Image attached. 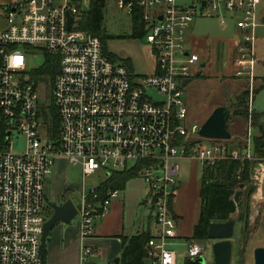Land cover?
Instances as JSON below:
<instances>
[{
    "label": "built area",
    "instance_id": "obj_1",
    "mask_svg": "<svg viewBox=\"0 0 264 264\" xmlns=\"http://www.w3.org/2000/svg\"><path fill=\"white\" fill-rule=\"evenodd\" d=\"M94 0H13L5 7L7 27L0 29V119L10 135L0 149V264H43L41 236L47 220L44 184L55 160L79 165L82 179L104 177L73 203L82 237L89 236L97 217L108 213L121 191L99 188L115 172L135 171L147 193L145 205L155 232L145 245L143 264H176L167 241L176 238L171 203L179 186L180 159L202 166L217 161H255L252 144V82L257 11L261 0H106L132 20L149 44L154 71L136 75L112 63L98 37L78 28ZM73 22L67 28V17ZM215 18L222 28L234 24V76L251 85L243 148L228 150L225 140L204 143L198 124L185 125V82L200 74L201 56L189 44L187 31L195 19ZM57 58L51 86L58 117V137L46 114L26 58ZM152 92L160 95L152 97ZM51 128L41 138V128ZM17 130L25 148L11 150ZM220 141L221 143H217ZM258 191L264 182V161L254 166ZM257 195V194H256ZM255 195V197H256ZM254 197V198H255ZM199 242H185L189 261L203 253ZM90 250H82L85 259Z\"/></svg>",
    "mask_w": 264,
    "mask_h": 264
},
{
    "label": "rangeland",
    "instance_id": "obj_2",
    "mask_svg": "<svg viewBox=\"0 0 264 264\" xmlns=\"http://www.w3.org/2000/svg\"><path fill=\"white\" fill-rule=\"evenodd\" d=\"M12 3L13 0H0V29L7 27L4 8L10 7ZM257 16L261 25L255 32V56L257 62L254 67V78L251 84L253 92L252 116L255 112L259 114L264 112V87L254 94V91L261 85V80L264 79V0L260 2ZM103 28L107 35L114 37L106 42L107 51L119 59H128L135 74L148 75L152 73L149 69L153 60L149 44L143 38H130V34L133 31L131 19L113 1L106 2ZM233 28L234 24L231 21L228 22V28L220 27L215 18L195 19L190 24V28L187 31L188 42L190 44L191 42H198L201 37H205V46L209 51V58H204L205 55L201 56V61L206 62V66L200 69L201 74L192 79L184 90V102L187 108L186 126L198 124L201 127L215 108L224 107L230 111L227 121V129L230 135H235L238 132L243 135L246 132V120L243 115H234L235 107L233 105L237 96L244 89H247L248 93H250L251 85L248 79L234 76L236 34L232 32ZM43 63L42 55L28 56L26 58L27 72L30 73L39 69ZM51 93V87L45 85V83L40 86L39 95L43 104L48 105L51 100ZM151 95L155 99L160 98V95L156 92H152ZM248 113L249 110L247 111ZM50 128V121L44 123L41 128V138L43 140L45 139L46 131ZM256 135V130H252V138ZM202 139L207 144L213 142L209 141L211 139ZM10 141L12 151L20 153L24 150L25 139L17 130L12 131ZM241 141L243 142L244 139ZM217 143L221 142L218 141ZM258 161L261 160L257 158L254 166L257 165ZM177 162L180 172V186L172 201V209L176 215L183 217L177 228L178 233L187 236L190 234L191 236L192 222L197 223L200 214L198 189L202 164L197 159L178 160ZM253 173L250 181L245 183V187L239 189L243 193L242 205L231 215V219L236 221L231 239V264H239L240 259H242V264H253L255 247H264V182L258 191L259 187L253 178ZM46 178L44 188L46 209L49 208V204L63 203L66 199L76 203L83 182L87 193L90 188L98 186L104 180V177L99 178L93 175L82 179L79 165L72 166L67 160L59 158L55 160L54 166ZM145 188L142 179L133 177L127 182L125 191H121L119 197L125 199L126 206L133 210H130L131 212H135V217L138 218L137 222L147 225L150 221V227L154 230L155 227L153 220L149 217V210L146 208L147 206H142L146 194ZM245 207L247 208L246 212H244ZM51 215L52 210L50 209V213H47V219ZM77 223L78 219L75 217L67 224L58 223L51 231H57V234H60L61 228L77 226ZM48 238L50 239V235ZM199 243L204 248L203 253L194 262L201 264L198 260L202 258L206 264H212L210 245L206 244L205 241ZM166 247L176 253V264H186L188 259L185 256V241L183 239L178 241L168 240Z\"/></svg>",
    "mask_w": 264,
    "mask_h": 264
},
{
    "label": "trees",
    "instance_id": "obj_3",
    "mask_svg": "<svg viewBox=\"0 0 264 264\" xmlns=\"http://www.w3.org/2000/svg\"><path fill=\"white\" fill-rule=\"evenodd\" d=\"M105 6L106 0H94L90 5L88 13L79 21L78 28L99 38L103 53L112 63L122 64L130 72H133L132 65L128 59H119L106 49V42L114 37L107 35L103 28ZM132 29L133 31L130 34V38H142L143 32L138 29L136 20H132ZM43 59V65L32 73L31 79L35 84L45 83V85L51 87L58 71V61L57 58L46 53L43 55ZM194 78L186 81L185 85L187 86ZM258 91L259 89L255 90L254 94ZM248 99V90L244 89L241 94L237 96L236 102L233 105V107H235L234 115H243L244 119L247 120ZM46 107V114L52 121L55 137L57 138L58 117L56 109L52 105V99ZM252 125L257 132V135L253 136L252 139L253 154L259 160L264 161V113L259 114L255 112L252 116ZM6 136V124L4 120L0 119V149L4 147ZM225 145L228 150H241L244 142L230 139L225 142ZM254 165L255 161L239 162L224 160L217 161L209 166H202L198 194L200 200V214L197 223L193 227L192 235L189 240L207 242V229L210 223H222L231 219V215L242 205L243 193L239 189L245 187V183L250 181ZM133 177H137L135 171L115 172L100 185L99 191L101 195L107 189L123 191L126 183ZM246 210L247 208L245 207L244 212H246ZM47 211L50 213V208H48ZM151 236V232L147 230L131 237H122L120 239L122 252L119 258V264H143L145 258V245ZM42 258L43 264H45V246L44 249H42ZM186 264L198 263L188 260Z\"/></svg>",
    "mask_w": 264,
    "mask_h": 264
},
{
    "label": "crops",
    "instance_id": "obj_4",
    "mask_svg": "<svg viewBox=\"0 0 264 264\" xmlns=\"http://www.w3.org/2000/svg\"><path fill=\"white\" fill-rule=\"evenodd\" d=\"M258 22L261 25V22L259 20ZM263 24H264V19H263ZM232 32H235V28L232 29ZM204 39L205 37H201V39H199L198 42H191V44L189 43V45H191L192 48H195L200 54V56L205 55L204 58L207 59L209 58V51L205 46L206 43ZM203 64L205 67L206 62H201L200 64L201 68H202L201 65ZM154 65L155 64L153 59L152 65L149 67L151 72L154 71ZM261 81H262L260 82L261 85L258 87L259 91L264 87V79ZM252 130L254 131V127L252 128ZM244 135L245 133L241 135L240 132H238L235 135L233 134L230 139L234 141H241L242 139H245ZM59 159L66 160L65 158H59ZM180 160H189V159H180ZM179 177L178 180L180 181ZM179 186H180V182H179ZM125 188L123 192L125 191ZM144 190L147 193L146 188ZM198 194H199V189H198ZM145 198H146V194L144 197V201L142 203V206L146 207ZM198 199H199V195H198ZM171 208H172V203H171ZM130 210L133 211L132 208H128V206H126V201L124 198L119 197L113 200L109 207L108 213L105 214L104 216L95 218L93 231L87 237H82L79 222L77 223V226L75 225V226L63 227V229L61 228L63 233L62 231H60V234L59 233L57 234V231L55 232L50 230L49 232L50 239L48 238L49 236L48 235L44 245L45 264H119V258L122 252L120 239L122 237H131L147 230H149L153 234L156 230V229L153 230L150 227V221L147 223V225H145L144 223L137 222L138 218L135 217V212H131ZM47 213L48 212H46V214ZM173 214L176 218V227L178 228L179 224L181 223V220H183V217L176 215L174 212ZM62 224H67V223H62ZM192 224L194 227L196 223L192 222ZM192 231H190V233ZM176 232H177L176 238L171 239V241H178L183 239L186 242L191 237L190 234L189 236H187V235H180L177 230ZM46 242H48V244H46ZM84 248L89 249L90 253L87 256H85V259H82V250ZM116 259H118V263L114 262Z\"/></svg>",
    "mask_w": 264,
    "mask_h": 264
},
{
    "label": "water",
    "instance_id": "obj_5",
    "mask_svg": "<svg viewBox=\"0 0 264 264\" xmlns=\"http://www.w3.org/2000/svg\"><path fill=\"white\" fill-rule=\"evenodd\" d=\"M67 28L69 29L73 19L67 17ZM202 68L204 64L201 65ZM230 111L224 107L215 108L209 117L204 121L199 130V136L206 139L214 140H230L231 135L227 129V121ZM10 132H7V137ZM52 210V215L47 219L43 225V234L41 236V248L44 249L45 240L49 235L50 230L57 223H69L76 216V209L70 199H66L60 204H49ZM236 221L229 219L226 222L215 223L208 225L207 236L208 241L211 242L210 248L212 253V264H231L232 255V236L234 233ZM118 263V259L114 261ZM201 264H206L201 258L198 260ZM242 264V259L239 260ZM253 264H264V247H256L253 251Z\"/></svg>",
    "mask_w": 264,
    "mask_h": 264
},
{
    "label": "flooded vegetation",
    "instance_id": "obj_6",
    "mask_svg": "<svg viewBox=\"0 0 264 264\" xmlns=\"http://www.w3.org/2000/svg\"><path fill=\"white\" fill-rule=\"evenodd\" d=\"M58 204H60V203H58ZM206 243H207L208 245H210V244H211V242H210V241L208 242V240H207V242H206Z\"/></svg>",
    "mask_w": 264,
    "mask_h": 264
}]
</instances>
